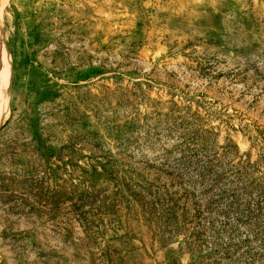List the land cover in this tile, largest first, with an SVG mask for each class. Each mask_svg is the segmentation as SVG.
Here are the masks:
<instances>
[{
	"label": "rangeland",
	"instance_id": "1",
	"mask_svg": "<svg viewBox=\"0 0 264 264\" xmlns=\"http://www.w3.org/2000/svg\"><path fill=\"white\" fill-rule=\"evenodd\" d=\"M0 4V264H259L195 259L148 201L205 145L264 176V0Z\"/></svg>",
	"mask_w": 264,
	"mask_h": 264
},
{
	"label": "trees",
	"instance_id": "2",
	"mask_svg": "<svg viewBox=\"0 0 264 264\" xmlns=\"http://www.w3.org/2000/svg\"><path fill=\"white\" fill-rule=\"evenodd\" d=\"M221 148L210 152L205 145L179 157H155L149 166L165 180L160 186L150 184V211L162 220L163 231L182 235L184 248L195 259L250 245L244 253H254L264 264V176L251 179L254 167L235 161V144ZM84 205L73 207L90 225Z\"/></svg>",
	"mask_w": 264,
	"mask_h": 264
},
{
	"label": "bare ground",
	"instance_id": "3",
	"mask_svg": "<svg viewBox=\"0 0 264 264\" xmlns=\"http://www.w3.org/2000/svg\"><path fill=\"white\" fill-rule=\"evenodd\" d=\"M1 6V4H0ZM1 31H0V58H3V53L5 52V45L3 43L2 40V35H1ZM1 58V59H2ZM6 58V56H5ZM0 59V90L2 89V87L4 86V84H6V80H5V75H7V73H9V67L6 66V70L4 69L5 63L7 59ZM5 60V61H4Z\"/></svg>",
	"mask_w": 264,
	"mask_h": 264
}]
</instances>
